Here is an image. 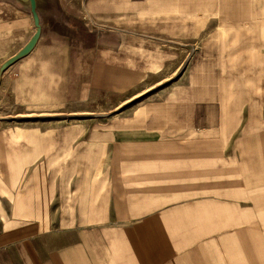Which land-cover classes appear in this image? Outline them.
I'll return each instance as SVG.
<instances>
[{
  "label": "crops",
  "instance_id": "crops-1",
  "mask_svg": "<svg viewBox=\"0 0 264 264\" xmlns=\"http://www.w3.org/2000/svg\"><path fill=\"white\" fill-rule=\"evenodd\" d=\"M59 2L0 82V164L29 172L12 184L27 202L1 204L0 264H244L260 252L264 132H245L211 66L243 19L226 0ZM34 31L0 0V65Z\"/></svg>",
  "mask_w": 264,
  "mask_h": 264
},
{
  "label": "rangeland",
  "instance_id": "rangeland-1",
  "mask_svg": "<svg viewBox=\"0 0 264 264\" xmlns=\"http://www.w3.org/2000/svg\"><path fill=\"white\" fill-rule=\"evenodd\" d=\"M226 1L228 13L231 15L234 8V12L243 19L245 33L239 43H235L234 37V42L229 39L231 42L225 45L226 50L229 49L224 54L228 60H213L211 66L218 65L226 73L224 79L230 85L223 97L231 103L234 101L235 106L243 104L245 132H264V0ZM8 159L12 160V157ZM28 174V171H23L19 177L12 163L0 164V211L2 202L6 207H12L13 196H21V201L27 202L29 189L15 188L12 184L18 177L22 181L28 180ZM263 243L264 237L260 252H245L244 264H264Z\"/></svg>",
  "mask_w": 264,
  "mask_h": 264
},
{
  "label": "water",
  "instance_id": "water-1",
  "mask_svg": "<svg viewBox=\"0 0 264 264\" xmlns=\"http://www.w3.org/2000/svg\"><path fill=\"white\" fill-rule=\"evenodd\" d=\"M14 4L19 9L29 13L32 18L34 33L28 42L13 56L0 65V82L3 73L17 61L27 57L35 48L42 31V23L49 22L60 13L59 0H2ZM186 61L183 69L186 67Z\"/></svg>",
  "mask_w": 264,
  "mask_h": 264
}]
</instances>
